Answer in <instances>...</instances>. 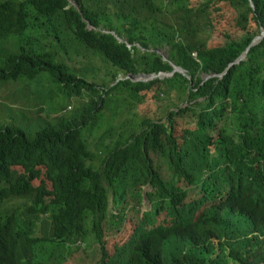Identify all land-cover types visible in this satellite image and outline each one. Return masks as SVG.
<instances>
[{
  "label": "trees",
  "instance_id": "1",
  "mask_svg": "<svg viewBox=\"0 0 264 264\" xmlns=\"http://www.w3.org/2000/svg\"><path fill=\"white\" fill-rule=\"evenodd\" d=\"M252 4L0 0V40L15 39L18 48L2 61L0 81L49 72L68 94L93 95L79 117L47 123L33 138L16 126L0 128V264H66L91 244L100 264H264V38L222 78L202 77L222 74L261 36L264 0ZM76 46L118 69L111 85L70 67ZM173 64L190 79L177 72L117 81L121 73H171ZM117 91L137 103L154 92L169 107L129 134L111 124L98 135ZM90 139L101 146L97 156ZM131 198L140 205L147 198L151 207L114 256L106 231L124 226Z\"/></svg>",
  "mask_w": 264,
  "mask_h": 264
},
{
  "label": "rangeland",
  "instance_id": "2",
  "mask_svg": "<svg viewBox=\"0 0 264 264\" xmlns=\"http://www.w3.org/2000/svg\"><path fill=\"white\" fill-rule=\"evenodd\" d=\"M213 23L215 25L216 21H213ZM217 28H219L218 23ZM225 30L230 31V26L226 25ZM208 31H210L208 37H213V42H215L217 37L212 35L213 30L208 28ZM230 34L237 35L238 31L233 27ZM16 43L15 39L10 41L0 40V67L3 65L2 61L7 55L18 52ZM76 47L80 53L77 56H71L70 67L77 72L82 70L85 75L88 74L85 76L86 78L95 80L97 84L106 81V85H111L112 72H118V69L110 64H108L109 66L105 64L100 56L95 55L92 51L80 46ZM6 48H8V52L5 50ZM120 78H125V75L123 73L119 74L117 81ZM121 96L123 97L119 99V91L109 96L110 103L103 111L102 118L98 120L95 128L96 134L100 135V132H103L100 129H104L106 126L110 127L111 124L119 129L120 134H129L133 130L140 129L139 124L144 119L150 118L156 121L163 117L170 103L167 97L161 96L163 100L156 99L154 92L147 93L140 103L135 102V99L129 98V93L126 94L125 91L122 92ZM82 97L81 99L78 96L68 94L49 72H42L33 79L19 78L16 81H0V128L16 126L33 138L47 123H55L61 117H79L82 114L83 103L90 100L93 95L84 92ZM130 113V116H126ZM183 126L184 123L178 125V127ZM182 134L183 132L179 129L177 136L180 142L182 141ZM83 135L86 136L87 131ZM89 141L91 144L90 150L97 156L99 154L97 149H100L101 146L94 149L96 147L95 140L90 139ZM106 153L107 151H104L102 155L98 156V158L96 157L92 165L100 167L101 157L105 156ZM153 157L155 161L159 160L157 155ZM96 167L95 169H97ZM14 169V177H18L22 170L21 168ZM39 184L40 181L38 180L34 182L35 186ZM149 190L146 187L145 193ZM149 203V200H146L143 205H140L137 200L132 198L129 200L128 214L124 226L120 229H108L106 231V239L111 254L114 256L118 255L129 245L135 232L136 224H138L144 212L151 207ZM163 218H166V216L164 215ZM100 258L99 246L91 244L90 248L82 249L66 264H100Z\"/></svg>",
  "mask_w": 264,
  "mask_h": 264
},
{
  "label": "water",
  "instance_id": "3",
  "mask_svg": "<svg viewBox=\"0 0 264 264\" xmlns=\"http://www.w3.org/2000/svg\"><path fill=\"white\" fill-rule=\"evenodd\" d=\"M72 3L74 5H76V7H78V5L72 1ZM251 7L254 9V5L252 4V0H251ZM89 31H95V28L89 23V27H88ZM120 42H122L123 40L118 38L116 35H114ZM264 38V31L262 32L261 36L258 37V38H254V40L252 41L251 45L247 48V50L243 53L242 56H240L235 62L231 63L228 68L220 75H207L205 73L202 74V77H203V82L209 80L210 78L212 77H216V76H219L220 78H222L228 71L229 69L236 65V64H239L241 61H244L246 58H247V54L250 50V48L254 45H257L259 44L262 39ZM129 47H131L130 44H128ZM163 58L164 60H166V55L163 54ZM173 67H174V70L171 72V73H164V72H161L159 74H144V73H140L138 75H133V74H128L125 78H120V80H126V79H129L131 80L132 82L134 83H137V82H150V81H153V80H156V79H164V78H168V77H172L175 73H181L182 75L186 76L187 78L190 79V77L187 75L186 71L184 69H182L181 67H178L176 65L173 64ZM148 200L147 198H145L144 201ZM150 206H151V203H149Z\"/></svg>",
  "mask_w": 264,
  "mask_h": 264
},
{
  "label": "built area",
  "instance_id": "4",
  "mask_svg": "<svg viewBox=\"0 0 264 264\" xmlns=\"http://www.w3.org/2000/svg\"><path fill=\"white\" fill-rule=\"evenodd\" d=\"M194 55V57H196V54H193Z\"/></svg>",
  "mask_w": 264,
  "mask_h": 264
}]
</instances>
